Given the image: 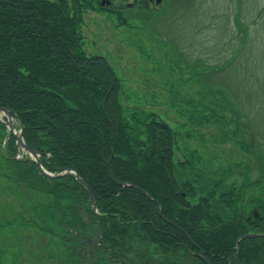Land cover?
<instances>
[{
	"label": "trees",
	"instance_id": "1",
	"mask_svg": "<svg viewBox=\"0 0 264 264\" xmlns=\"http://www.w3.org/2000/svg\"><path fill=\"white\" fill-rule=\"evenodd\" d=\"M72 3L73 13L68 0H0V107L19 116L23 137L45 170L58 175L73 169L89 185L111 249L132 247V239L185 243L184 233L171 240L161 233L171 227L164 218H173L206 256L235 252L240 218L233 207L245 197L227 180L238 167L206 180L203 198L189 204L180 174L187 170L190 180L198 175L191 173L194 164L177 158L176 131L154 109L122 104V84L109 60L83 50L87 2ZM0 128L7 131L1 121ZM7 138L3 148L17 151L16 139ZM13 160L22 180L50 195L52 209L64 213L62 225L76 226L90 202L73 174L46 178L30 160ZM174 233L180 234H168Z\"/></svg>",
	"mask_w": 264,
	"mask_h": 264
},
{
	"label": "rangeland",
	"instance_id": "2",
	"mask_svg": "<svg viewBox=\"0 0 264 264\" xmlns=\"http://www.w3.org/2000/svg\"><path fill=\"white\" fill-rule=\"evenodd\" d=\"M101 1L86 0L83 50L110 60L123 83L126 108L154 109L176 131V156L194 164L191 173L198 175L190 180L187 170L180 174L187 201L198 203L206 180L216 181L226 175L223 169L235 165L237 174L228 177L227 185L236 183L239 189L243 184L248 199L242 203L240 198L239 204L264 201V192L256 191L264 189V179L256 184L264 170V0H162L158 5L152 0L149 10L141 7L146 0L129 8L127 3L135 0H111L107 7ZM203 72L208 78L200 81ZM212 90L217 103L211 97L200 100ZM192 99L202 106L218 105L223 119L189 109ZM235 122L243 125L235 128ZM243 126L250 128L247 133ZM14 127L18 133L16 121ZM5 130L0 128V264H79L69 256L72 234L69 225H62L64 213L52 209L50 195L22 180L12 160H29L30 155L4 149ZM252 134L259 161L249 150ZM139 248L126 255L125 263L129 257L145 258L146 251ZM90 264L112 263L99 256Z\"/></svg>",
	"mask_w": 264,
	"mask_h": 264
},
{
	"label": "flooded vegetation",
	"instance_id": "3",
	"mask_svg": "<svg viewBox=\"0 0 264 264\" xmlns=\"http://www.w3.org/2000/svg\"><path fill=\"white\" fill-rule=\"evenodd\" d=\"M253 211L258 212L256 217L253 215ZM240 218L237 223L240 226V232L237 238L243 235L257 236L252 238H243L238 251L224 253L222 255L212 254L206 256L203 251L197 250L199 247L192 241L188 240L185 243L180 240L166 243V245L157 246L158 249L150 251L146 254V259L141 264H264V202L253 203L250 205H239ZM174 219L164 218V223L169 224L171 227L163 229L161 233H165L168 240L178 236L181 239V230L174 225ZM178 231L173 235L168 234L172 231ZM165 237V238H166ZM188 238V236L186 235ZM89 238V239H88ZM236 238V239H237ZM77 241V244H73L75 250L71 253L77 259L80 264H90L96 257H107L110 255L111 250L104 245L103 235L101 233H94L92 236H88L87 240H81L76 236H73L72 242ZM114 264H135L124 263L121 258H113L108 256ZM219 259H222L221 261Z\"/></svg>",
	"mask_w": 264,
	"mask_h": 264
},
{
	"label": "water",
	"instance_id": "4",
	"mask_svg": "<svg viewBox=\"0 0 264 264\" xmlns=\"http://www.w3.org/2000/svg\"><path fill=\"white\" fill-rule=\"evenodd\" d=\"M158 2L160 0H157ZM0 113H2L5 117H6V121H4L5 125L9 128L10 132L13 134L14 138H16L17 140V144L20 148L27 150L28 153H30L32 160L36 161L37 166L39 167L40 170H42V175L44 176H48V177H54L52 174H50L49 172H46L45 170L42 169L41 164H40V159L38 158V154L36 152V150H32L28 144L25 142L24 137H22V133H23V127L22 130L19 132V134H17L15 132V128L13 127V115L15 116V118L17 120H19L18 115L15 114V112L13 111V109H7V108H1L0 107ZM71 172H74L72 170H70ZM69 173V172H67ZM75 173V179L78 180L79 184L82 185L85 189V191H87L90 202L92 203L93 206H95L96 202L94 201V198L91 194V192L89 191L88 185L84 182V180L80 179V177L78 176L77 172Z\"/></svg>",
	"mask_w": 264,
	"mask_h": 264
}]
</instances>
